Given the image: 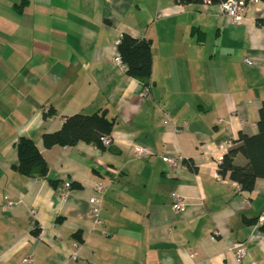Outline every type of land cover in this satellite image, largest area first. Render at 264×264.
I'll use <instances>...</instances> for the list:
<instances>
[{
	"label": "crops",
	"instance_id": "crops-1",
	"mask_svg": "<svg viewBox=\"0 0 264 264\" xmlns=\"http://www.w3.org/2000/svg\"><path fill=\"white\" fill-rule=\"evenodd\" d=\"M259 19L263 3L235 25L218 4L0 0V264H264V179L249 196L217 179L239 135L259 131ZM123 34L151 41L148 88L117 62ZM101 110L115 120L106 151L83 142L44 147L42 135L65 117ZM22 137L47 162L46 180L13 168ZM135 145L152 154L138 157ZM165 156L182 161L173 168ZM97 183L106 188L100 218L108 234L90 211ZM176 196L185 210H173ZM5 197L14 209L3 207Z\"/></svg>",
	"mask_w": 264,
	"mask_h": 264
},
{
	"label": "trees",
	"instance_id": "trees-1",
	"mask_svg": "<svg viewBox=\"0 0 264 264\" xmlns=\"http://www.w3.org/2000/svg\"><path fill=\"white\" fill-rule=\"evenodd\" d=\"M217 2L216 0H214ZM248 1V0H246ZM181 4H203L204 0H177ZM264 4V0H261ZM258 23L264 25V19ZM151 41L136 39L129 34H123L118 45V54L126 73L142 82L145 87L150 86L152 74V49ZM55 109L46 110L44 118L55 114ZM115 120L107 117L104 110L92 115L83 113L74 114L64 118L59 130L44 133L42 142L45 148L63 146L76 147L80 142L93 145L101 152L110 147H105L103 137L111 136ZM258 133L253 136L240 134L233 142L231 148L224 155L219 164V174L223 179L237 183L240 192L249 196L258 179H264V105L259 111ZM18 163L13 167L18 173L28 178L46 180L49 168L36 143L31 138L22 137L16 143ZM237 157L245 160L244 165L236 163ZM194 170L193 167H190ZM57 185L56 182H51ZM255 221H251L254 223ZM264 232V226L261 227Z\"/></svg>",
	"mask_w": 264,
	"mask_h": 264
},
{
	"label": "built area",
	"instance_id": "built-area-1",
	"mask_svg": "<svg viewBox=\"0 0 264 264\" xmlns=\"http://www.w3.org/2000/svg\"><path fill=\"white\" fill-rule=\"evenodd\" d=\"M203 4L207 7H211L215 4H218L221 10L223 11V13L226 14L231 19V22L233 24L242 25L246 19L247 8L251 5L261 4V0H248V1L246 0H218L217 2H215L214 0H204ZM121 38H119L116 41L117 46L120 44ZM117 62L122 64V61L120 58L117 59ZM245 63L250 66L257 65V62L250 58H245ZM102 141L105 147H110L113 143L112 138L109 135L103 137ZM133 149H134L135 154L138 157H147L152 154L150 150H148L147 148L141 145H135L133 146ZM165 159L173 168L178 167L180 162L182 161V158L172 157V156H165ZM217 179L219 181L223 180L220 174L217 175ZM69 189H70V185L66 184L64 188L61 189V195L65 196ZM105 192H106L105 186L101 183H97L95 186V194L90 199V205H91L90 211L94 217L96 226L101 227L104 234H108L107 230L104 227V221L100 218L101 202H102V197L104 196ZM16 205L17 204L8 197H5L3 200V207L7 210L14 209ZM172 208L176 212L185 210L186 208L185 199L180 196H176L175 202ZM32 213L34 214V211ZM257 224L259 226H264V212L258 216ZM234 252H235V256L238 261L244 260L247 255V250L244 244L235 246ZM72 257L73 259H77L78 254L74 253ZM31 262H32L31 259L24 260L25 264H31Z\"/></svg>",
	"mask_w": 264,
	"mask_h": 264
}]
</instances>
